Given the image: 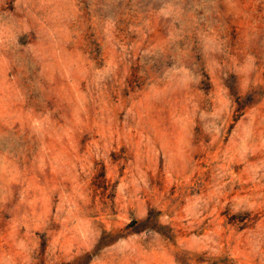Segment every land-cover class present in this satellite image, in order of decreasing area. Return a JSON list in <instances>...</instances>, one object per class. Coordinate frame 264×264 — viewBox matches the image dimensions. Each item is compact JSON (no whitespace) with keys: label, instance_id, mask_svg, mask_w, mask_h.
Here are the masks:
<instances>
[{"label":"rangeland","instance_id":"rangeland-1","mask_svg":"<svg viewBox=\"0 0 264 264\" xmlns=\"http://www.w3.org/2000/svg\"><path fill=\"white\" fill-rule=\"evenodd\" d=\"M0 141V264H264V0H0Z\"/></svg>","mask_w":264,"mask_h":264},{"label":"bare ground","instance_id":"bare-ground-1","mask_svg":"<svg viewBox=\"0 0 264 264\" xmlns=\"http://www.w3.org/2000/svg\"><path fill=\"white\" fill-rule=\"evenodd\" d=\"M5 141V140H4ZM0 142H2V141H0ZM8 142V141H7ZM6 143V142H5ZM1 145V144H0ZM8 151H9V149H8ZM2 159H1V154H0V174H1V171H2V168H3V163H2V161H1ZM3 173V172H2ZM3 176V175H2ZM1 176V177H2Z\"/></svg>","mask_w":264,"mask_h":264}]
</instances>
